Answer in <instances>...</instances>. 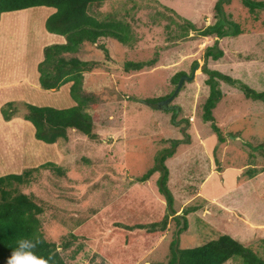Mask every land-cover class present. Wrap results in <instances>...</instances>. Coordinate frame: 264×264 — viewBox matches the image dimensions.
I'll list each match as a JSON object with an SVG mask.
<instances>
[{
    "label": "rangeland",
    "instance_id": "rangeland-1",
    "mask_svg": "<svg viewBox=\"0 0 264 264\" xmlns=\"http://www.w3.org/2000/svg\"><path fill=\"white\" fill-rule=\"evenodd\" d=\"M217 1L105 0L95 11L99 17L112 14L130 27L126 44L103 39L105 53L84 42L74 55L101 63L85 73L83 84L98 105L96 110L90 105L85 110L94 118L96 138L71 132L68 141L55 145L38 141L43 151L28 162L25 159L27 164L36 167L53 162L67 174L60 177L40 171L35 182L9 189L11 195L33 196L43 208L39 219L47 241L61 245L71 233L80 237L67 249H59L66 264H163L172 242L184 250L221 234L264 259V171L252 178L246 174L251 167L264 170L263 158L255 150L264 144V101L246 99L236 86L219 80L223 96L212 113L226 137L224 143L202 119L209 93L204 67L264 92V10L250 12L239 0L227 3L224 12L240 25L242 33L218 39L212 52L219 50L222 56L214 60L205 54L216 38L197 36L184 22L197 28L215 23ZM53 11L24 9V18L18 22L20 11L1 16V51L20 73L28 70L37 75L43 48L60 44L58 37H49L44 25ZM155 53L158 61L152 68L130 73L121 68L125 61H147ZM195 64L199 67L194 79L184 82L167 111L145 101L169 95L175 89L171 78L179 72L189 76ZM3 93V98L12 99L19 87ZM53 93L68 99L66 89ZM47 95L37 100V106L58 109ZM162 156L171 207L161 191ZM148 170H153L150 177L137 182ZM165 215V231L135 228Z\"/></svg>",
    "mask_w": 264,
    "mask_h": 264
},
{
    "label": "trees",
    "instance_id": "trees-1",
    "mask_svg": "<svg viewBox=\"0 0 264 264\" xmlns=\"http://www.w3.org/2000/svg\"><path fill=\"white\" fill-rule=\"evenodd\" d=\"M104 1L0 0V17L3 13L21 12V10L33 7H47L55 10L46 18L45 29L49 34L63 37L65 42L51 44L43 48V58L37 64L38 82L40 89L44 91H57L63 85L70 83L69 95L74 102L73 106L63 109L39 107L26 102H7L0 107V113L5 122H9L16 117L30 122L34 127V138L48 145L56 144L60 140L68 141V136L71 132L80 133L91 139L96 138L93 133L95 129L94 118L85 110L88 105L93 110H96L98 105L94 101V95L85 93L83 80L84 73L94 71L101 63L94 60L84 61L74 57V55L79 52L80 46L84 42L90 43L106 53L105 46L101 44L103 39H112L118 43L126 44L130 35L129 25L117 19L114 15L108 14L102 17L96 15L95 11L101 7ZM230 1L218 0L216 2L213 7L216 21L213 24L197 28L187 21L184 22L188 30L196 32L197 36L216 38L213 46L207 48L205 54L206 57H212L214 60L222 56V52L219 50H217L216 54L212 52L213 49H217L218 39L226 36L234 37L242 33L240 25L224 12V6ZM239 1L250 12L264 10V2L255 0ZM186 35L187 33L184 34V36ZM157 61L158 54L155 53L147 61H125L121 64V68L125 73L139 72L154 67ZM184 74V72H179L171 78L175 88L179 78ZM202 74L206 76L204 83L209 88L208 96L202 106V119L210 124L217 140L220 143H224L226 137L216 125L212 113L223 96L219 89L218 81L222 80L231 86H236L242 91L246 99L253 101H264V92H257L249 88L245 83L232 79L216 70H210L207 67H204ZM172 93L173 91L165 97L146 99L145 101L150 105H156L159 101L168 98ZM168 108L164 107L161 109L167 111ZM172 121L175 122V116H172ZM233 137L239 136L235 135ZM255 150L260 153L264 161V144L257 145ZM169 155L172 156L173 153L171 152ZM164 160L162 156L160 158V166L163 171L161 191L165 193L168 204L171 207L173 200L166 188L168 172L164 166ZM40 171H46L60 177H65L67 174L61 165L45 162L36 167L25 168L19 174H8L0 177V264H7V259L11 256L12 251L18 247V240L32 239L36 236L43 241L33 249L36 256L48 258L50 254L55 253L49 264H66L59 249H67L72 243L71 241L74 242L80 239L79 236L71 233L69 234L70 239H67L61 245L47 241L41 231L39 219L44 213L43 208L33 196L25 194L11 195L9 192V189L14 184L26 185L35 182L36 174ZM152 171L148 170L142 177L136 178L137 182H145L152 174ZM263 171L251 167L246 170V174L249 178H252ZM175 213L173 211L171 216ZM167 217L165 215L161 220L154 221L148 226L140 225L135 228H146V231L151 233L156 230L165 231ZM175 217L178 216L173 218ZM182 219H184V215H182ZM261 244V248L264 251V239L261 240ZM169 248V258L163 264H225L230 260H238L240 264H264V259L259 258L252 249L224 234L194 248L176 249L175 242H172Z\"/></svg>",
    "mask_w": 264,
    "mask_h": 264
},
{
    "label": "crops",
    "instance_id": "crops-1",
    "mask_svg": "<svg viewBox=\"0 0 264 264\" xmlns=\"http://www.w3.org/2000/svg\"><path fill=\"white\" fill-rule=\"evenodd\" d=\"M8 21L9 20H7V22ZM1 24L3 25L4 22ZM49 37H58L57 40L60 43L65 42L64 38L61 36L51 34ZM1 47L2 44H0V107L7 102H26L37 106L39 101L42 100V95L44 96L46 94L52 98L51 102L58 107V109L69 108L74 105V102L69 95L70 83L63 85L57 90L62 91L66 89V96L68 99H65L59 94L55 95L56 92L53 93V90L42 92L39 89L38 72L37 75L36 73L29 74L28 70L27 72L23 71L20 73L19 70L14 67V63H12L13 61L11 59H6L8 56H6L5 52L1 51ZM12 71L18 73V77L14 74H10ZM9 75L13 76L14 79L10 80ZM85 76L86 74L84 73L83 84L85 82ZM16 87H19L18 95L12 96V99L3 98L4 90ZM27 91L32 94L30 95ZM27 93L31 96L29 99H27ZM41 145L42 144L34 138V127L30 122L25 121L20 117H16L9 122H5L0 113V176L19 174L23 169L32 167V163L27 164V162L32 159L31 157L35 158L39 153L41 154L43 151V146ZM56 148L58 150L57 146ZM57 155L60 158V154ZM34 166H37V164Z\"/></svg>",
    "mask_w": 264,
    "mask_h": 264
},
{
    "label": "clouds",
    "instance_id": "clouds-1",
    "mask_svg": "<svg viewBox=\"0 0 264 264\" xmlns=\"http://www.w3.org/2000/svg\"><path fill=\"white\" fill-rule=\"evenodd\" d=\"M42 242L38 236L32 239L18 240V247L12 251L11 256L7 259V264H49L55 253L50 254L48 258H43L36 256L33 252V249Z\"/></svg>",
    "mask_w": 264,
    "mask_h": 264
},
{
    "label": "water",
    "instance_id": "water-1",
    "mask_svg": "<svg viewBox=\"0 0 264 264\" xmlns=\"http://www.w3.org/2000/svg\"><path fill=\"white\" fill-rule=\"evenodd\" d=\"M199 67V64H195L192 73L188 76V75H182L177 83L176 88L174 89L173 93L166 99L159 101L157 103V108L161 109L164 107H167L176 97V95L178 94V92L180 91V88L182 87V85L184 84L185 81H192L194 79L195 76V70Z\"/></svg>",
    "mask_w": 264,
    "mask_h": 264
},
{
    "label": "bare ground",
    "instance_id": "bare-ground-1",
    "mask_svg": "<svg viewBox=\"0 0 264 264\" xmlns=\"http://www.w3.org/2000/svg\"><path fill=\"white\" fill-rule=\"evenodd\" d=\"M19 13V12H18ZM22 13V16L21 17H19V18H17V22H18V20H20L21 19V21H22V19L24 18L23 17V12H21ZM25 13V12H24ZM25 16V15H24ZM22 23V22H21Z\"/></svg>",
    "mask_w": 264,
    "mask_h": 264
}]
</instances>
